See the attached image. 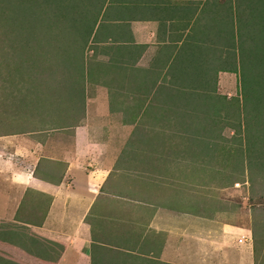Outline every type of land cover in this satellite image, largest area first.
<instances>
[{
	"label": "crops",
	"instance_id": "crops-1",
	"mask_svg": "<svg viewBox=\"0 0 264 264\" xmlns=\"http://www.w3.org/2000/svg\"><path fill=\"white\" fill-rule=\"evenodd\" d=\"M220 3L106 0L101 27L84 47L92 67L91 78L84 76L79 118L74 114L69 123L0 132V189L6 188L10 212L0 221V264H95L96 256V264H109L124 250L142 256L143 244L150 260L170 264H190L188 258L209 264L219 258L215 244L247 251L249 241L239 239H253L249 224L203 219V206L165 199L161 185L173 186L179 170L171 173L174 181L133 166L126 156L139 147L128 140L138 118L149 112L146 101L168 99L185 60L204 62L210 57L203 53L219 50L213 19ZM235 74L218 70L220 94L234 95ZM130 101L145 102L128 111ZM156 112L149 120H156ZM179 152L180 147L166 153L186 171ZM150 182L158 186L148 187ZM145 233L151 234L142 237ZM109 235L117 239H104Z\"/></svg>",
	"mask_w": 264,
	"mask_h": 264
},
{
	"label": "rangeland",
	"instance_id": "rangeland-1",
	"mask_svg": "<svg viewBox=\"0 0 264 264\" xmlns=\"http://www.w3.org/2000/svg\"><path fill=\"white\" fill-rule=\"evenodd\" d=\"M43 1L0 0V132L69 123L74 114V119L79 118L76 114L82 102L83 82L86 77L91 78L90 51H84L90 17L87 14V17H83L84 14L78 13L79 6L73 4L74 12L71 14V11L63 9L59 19L52 7L46 5L44 9ZM222 1L223 5L213 19L215 25H219L218 48H233L235 45L234 49L240 47L242 53L233 69L236 72L235 82L231 85L233 98L227 95L224 100L211 89L207 81L205 85L202 84V80L212 75L211 69L221 68L225 63L226 66L232 64L225 52L221 56L218 50V59H214L216 63L213 68L206 65L216 54L210 56L209 53H203L210 57L204 58V62H194L195 58L185 60L181 69H178L180 77L175 84H171L168 99L146 101L148 114L152 110L157 111V118L149 120L147 113L138 118L128 145L136 141L139 147L133 148V153L126 156L132 158L133 166L174 181L175 175L171 173L175 174L179 170L176 175L179 183L176 181L171 187L167 183L161 185L159 193L163 192L165 199L203 206L206 208L202 212L203 219L226 218V222L231 224H249L253 239H248L247 251L215 244L213 247L218 250L216 257L219 258L213 257L209 264H264V56L259 57L264 54V0L251 1L258 4V9L251 8L250 3L238 7L236 0ZM228 6H234L232 14L231 10L227 12ZM100 18L102 14L97 17L96 30L101 27L97 25ZM233 25L236 36L230 37L229 31ZM64 26L67 28L60 31ZM238 27L246 34L244 37L237 35ZM213 29H216L214 24ZM249 50L252 51L250 59L246 55ZM240 82L245 85L243 94L239 93ZM198 86L210 92L192 93ZM217 87L223 91L221 86ZM240 98L243 104L239 109L235 103ZM130 102L127 103L128 111H131L133 103L142 101ZM184 102L192 103L189 110L193 115H187ZM181 103L180 109L167 111ZM239 119L243 126L246 125L243 132H238L232 126ZM225 120L230 121L231 125H224ZM220 134L224 138H219ZM153 141L157 144L153 145ZM163 141L172 144L165 145L169 150L161 146ZM179 147L181 153L176 157L185 159L186 171L180 168L182 164L179 167L166 153H175ZM180 177L183 179L180 180ZM147 186L158 185L150 182ZM4 191L6 188L0 189V221L6 220V213L10 214L7 212ZM123 230L120 228L119 231ZM94 233L97 238H102L98 231ZM150 234L145 233L142 237ZM133 236L140 238L141 234ZM113 238L117 239V236H104V239ZM187 241L191 242L189 239ZM128 243H122L120 247L129 249ZM144 248L145 244L140 248L144 251L142 256L129 254L125 250L119 252L112 261L109 260V264H170L163 260H150ZM187 262L201 264L202 261L188 258Z\"/></svg>",
	"mask_w": 264,
	"mask_h": 264
},
{
	"label": "trees",
	"instance_id": "trees-1",
	"mask_svg": "<svg viewBox=\"0 0 264 264\" xmlns=\"http://www.w3.org/2000/svg\"><path fill=\"white\" fill-rule=\"evenodd\" d=\"M252 0H236V6H238V7H241L242 5V7H244V6H246L248 3H250V5H251V8H255V9H258V4H254V3H252L251 2ZM105 2H106V0H45V1H43V6H44V9L46 10V5H49L50 7H52V10H54V12L53 13H55L57 16H58V18L59 19H61L60 17H61V14H62V11H63V9H65V11L67 12V10L68 11H71V14H72V12H74L73 11V7H72V5L73 4H75V6H79L78 8H79V11L80 12H78V13H82V14H84L83 15V17L85 16V17H87L86 16V14L87 15H89V17H90V28H89V32H88V37H87V42H88V39L90 38V36H91V34H92V32H93V30H94V28H95V25H96V22H97V17L99 16V14H100V12H101V9L103 8V6H104V4H105ZM221 5H223V3H220V6ZM70 6H71V8H70ZM229 10H231V14L233 13V11H234V6L232 7V6H228V11L227 12H229ZM236 10V9H235ZM237 11L238 10H236V13H237ZM49 12V11H48ZM78 15V14H77ZM78 17H79V15H78ZM80 19V18H79ZM233 21V20H232ZM231 21V22H232ZM67 28V26H64V27H61L60 28V31H63V30H65ZM238 34H240L242 37H244V35H246V34H244L241 30H240V27H238V33H237V35ZM229 36L230 37H235L236 35H235V26L232 28L231 27V29H230V31H229ZM251 39L253 38L252 36H249ZM247 40V39H246ZM87 44V43H86ZM86 44H85V46H86ZM253 43H251V45H252ZM84 46V47H85ZM255 46L257 47V48H259L256 44H255ZM235 47V45L233 46V48ZM224 48H225V53H226V57H230L231 58V61H232V64H230V66H226V63L225 64H223L222 66H221V68H220V66H218V67H215L214 69H211V74L212 75H210V76H208L209 78L208 79H206V80H202V84L203 85H205L206 84V81L210 84V86H211V89H213L219 96H221V98H223L224 100H225V96L224 95H222V94H220L218 91H216V87H217V78H218V76H217V73H218V70H220V69H226V70H233V69H235L236 68V66H237V62H239L240 61V59H241V57H242V53L240 52V47L237 49V54L234 52V51H232V49L230 48V47H221L220 48V50H219V52L221 53V56H222V53H223V50H224ZM215 48H212L211 49V51L210 52H207V53H209V55H215L214 56V58H213V60H211V62L209 63V65H210V67L211 68H213L214 66L213 65H215V63L216 62H214V59H218V53H219ZM252 51L251 50H249V52H248V54H246L247 55V57H248V59H250V53H251ZM251 55H252V53H251ZM262 57V56H264V54H260L259 55V57ZM221 58V57H220ZM254 63H257V62H254ZM263 71H264V68L262 69ZM83 78H84V76H83ZM83 78H82V82H83ZM241 85V86H240ZM240 89H239V93H241L242 92V94H243V92L244 91H242V88L245 86V85H243V82H242V84H241V82H240ZM243 85V86H242ZM199 88H197V89H195V90H192V93H195V92H197V93H199V92H201V93H205V92H207V93H209L210 91H208V90H204L203 89V87H200V86H198ZM210 89V90H211ZM252 90V89H251ZM189 91H190V89H189ZM245 92H247V91H245ZM206 94V93H205ZM204 94V95H205ZM234 96V95H233ZM233 96L231 97V98H233ZM237 97H238V94H237V96H236V98H235V100L237 99ZM243 98V97H242ZM242 98H240L241 100H239L238 101V103H235L236 104V107H237V105H238V108L240 109L241 107H242V104H243V102H242ZM81 99H82V94H81ZM144 102V101H143ZM142 102V103H143ZM185 103V102H184ZM192 103L190 102L189 104H187V103H185V107H184V109L186 110V111H188V113H187V115H193L192 113H191V111L189 110V108H191V105ZM182 106V103L180 104V105H177V106H173V107H171V109H170V112L172 111V108L173 109H175V110H177V108L178 109H180V107ZM142 116H144V114L142 115ZM243 119H244V121H245V116H243ZM224 122H226L224 125H231V122L230 121H228V120H225ZM219 123H220V121H219ZM221 125V124H220ZM216 126H218V125H216ZM232 126L238 131V132H241V130H242V132H243V130L246 128V125H244L243 126V124H242V122H241V119H239L238 120V122H236V123H234V124H232ZM222 135L220 134V135H218V137L219 138H224V137H221ZM246 149H248V146L246 147ZM237 153H238V151H237ZM222 219H224L223 217H222ZM224 220H226V218L224 219Z\"/></svg>",
	"mask_w": 264,
	"mask_h": 264
},
{
	"label": "clouds",
	"instance_id": "clouds-1",
	"mask_svg": "<svg viewBox=\"0 0 264 264\" xmlns=\"http://www.w3.org/2000/svg\"><path fill=\"white\" fill-rule=\"evenodd\" d=\"M250 238V237H249ZM242 240H248V239H241V240H239V241H242Z\"/></svg>",
	"mask_w": 264,
	"mask_h": 264
},
{
	"label": "built area",
	"instance_id": "built-area-1",
	"mask_svg": "<svg viewBox=\"0 0 264 264\" xmlns=\"http://www.w3.org/2000/svg\"><path fill=\"white\" fill-rule=\"evenodd\" d=\"M239 240H241V239H239Z\"/></svg>",
	"mask_w": 264,
	"mask_h": 264
}]
</instances>
